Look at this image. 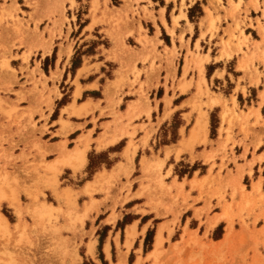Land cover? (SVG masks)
I'll return each mask as SVG.
<instances>
[{
  "label": "rangeland",
  "instance_id": "374dc122",
  "mask_svg": "<svg viewBox=\"0 0 264 264\" xmlns=\"http://www.w3.org/2000/svg\"><path fill=\"white\" fill-rule=\"evenodd\" d=\"M120 1L0 0V210L9 225L3 228L0 223V264H264V167L253 169L252 161L246 169L226 155L218 165L214 158L212 162L182 159L170 162L167 170L159 158L143 160L132 176L97 177L92 190L81 185L102 161L109 160L106 151H91L89 169L72 177V182L56 168L60 161L53 158L48 145L56 137L52 123L70 99L74 82L80 86L81 73L74 82L72 77L85 55L102 52L104 56L109 38L102 23L108 27L117 23L113 17L120 12ZM190 10L191 15L197 14L201 5ZM64 21L74 30L66 40L77 39L82 31L84 39L77 50L70 45L60 50L66 57L59 75L50 70L58 49L49 50L45 32L50 30L55 36L60 30L62 35ZM97 23L100 26L95 29ZM107 67L103 65L108 73ZM213 67L209 64V76ZM181 68L180 59L178 71ZM189 68L203 74L201 62L193 67L187 63L183 77ZM47 74L53 77L52 87ZM226 83L223 88L229 91L233 82ZM219 85L211 80L205 91L189 97L193 94L187 85L172 84L166 107L161 114L156 111L157 120L163 115L161 140L177 138L179 128L193 120L192 112L197 111L200 118L207 110L210 137L217 136L218 127L227 119L230 124L240 122L245 135L264 137V108L253 122L249 121L253 112L242 115L244 110L239 114L229 107L221 111L216 105L221 100L215 91ZM146 99L150 101L148 95ZM72 112L80 113L75 107L68 109ZM228 112L232 113L229 117ZM250 124L258 128L250 129ZM172 171L175 181L168 183ZM192 190L198 192L191 194ZM129 228L134 231L130 237ZM160 228L161 241L155 247Z\"/></svg>",
  "mask_w": 264,
  "mask_h": 264
},
{
  "label": "crops",
  "instance_id": "0c3cea01",
  "mask_svg": "<svg viewBox=\"0 0 264 264\" xmlns=\"http://www.w3.org/2000/svg\"><path fill=\"white\" fill-rule=\"evenodd\" d=\"M196 4L201 5V10L191 15L190 9ZM117 7L120 12L113 17L117 23L110 27L102 23L105 36L109 38L104 56L102 52L85 55L72 77L74 82L76 75L81 73L78 77L80 86L74 82L70 99L52 123V133L56 137L48 142L50 152L54 159L58 157L63 162L59 168L70 176V181L87 172L91 151H106L109 160L96 167L92 177L82 183L83 187L99 176H132L140 162L157 158L163 161L167 170L170 162L182 159L212 162L214 158L218 165L224 155L236 159L240 167L247 169L248 161H252L253 169L263 168L264 137L252 133L245 135L240 122L234 120L230 124L228 119L223 122L221 115L223 126L218 127L217 136L210 137L209 110L200 118L194 111L193 120L179 128L177 138L162 141L159 133L163 115L157 120L156 111L159 109L161 114L166 107L165 98L172 96V84L187 85L193 94L187 95L193 97L200 89L206 90V82L210 85L214 80L220 84L219 90L215 91L216 97L221 99L216 104L221 111L229 107L239 114L244 110L242 115L253 112L250 122L258 112H263L264 0H121ZM139 22L142 30H139ZM64 24L62 35L60 30L55 36L50 30L45 32L49 50L58 49L54 67L50 70L58 71L59 75L63 74L60 64L66 57L63 53L60 55V50H66L69 45L77 50L84 39L82 31L77 39L66 40L67 33L72 35L74 30L68 29L66 21ZM99 26L97 23L94 28ZM133 26L134 31L128 32ZM180 59L182 68L178 71ZM196 62H201L203 74L189 68L183 77L186 64L193 67ZM104 64L108 66V73ZM209 64H214L210 76L207 73ZM47 76L48 85L52 87V76ZM229 81L233 83L227 91L223 87ZM73 107L80 113L69 114L68 109ZM184 112L190 113L189 110ZM51 113H47L48 117ZM231 114L228 112V117ZM248 128L257 129L258 126L250 124ZM80 151L84 153L79 154V160L77 152ZM175 176L172 171L168 183H174ZM188 179L189 176L185 182ZM194 192L198 191L192 190L191 194Z\"/></svg>",
  "mask_w": 264,
  "mask_h": 264
},
{
  "label": "bare ground",
  "instance_id": "6f19581e",
  "mask_svg": "<svg viewBox=\"0 0 264 264\" xmlns=\"http://www.w3.org/2000/svg\"><path fill=\"white\" fill-rule=\"evenodd\" d=\"M105 1H106V0H105ZM63 2H64V1H63ZM55 3H56V2H55ZM92 3H93V2H92ZM53 4H54V3H53ZM95 4H99V3H98V0H97V2H96ZM56 5H57V4H56ZM56 5H55V6H56ZM105 5H106V4H105ZM53 6H54V5H53ZM61 6H62V5H61ZM94 6H96V5H94ZM107 6H108V5H107ZM58 7H59V3H58ZM97 7H98V6H97ZM92 8H93V5L91 6V9H92ZM57 9H58V8H57ZM93 9H94V8H93ZM96 9H98V8H96ZM101 9H102V8H101ZM55 10H56V9L54 8L53 11L55 12ZM103 10H104V9H103ZM103 10H102V11H103ZM93 13L95 14V12H93ZM103 13H104V12H103ZM106 13H107V12H106ZM104 14H105V13H104ZM101 15H103V14H101ZM105 15H106V14H105ZM105 15H103V17H104ZM100 17H101V16H100ZM104 18H105V17H104ZM102 19H103V18H102ZM41 40H42V39H41ZM41 40H40V41H41ZM42 42H43V41H42ZM43 43H45V42H43ZM39 45H41V44H39ZM41 46H43V45H41ZM47 46H48V45H47ZM45 48H46V47H45ZM45 50H46V49H45ZM50 97H51V96H50ZM48 102H49V101H47V103H48ZM69 110H70V108H69ZM27 112H28V110H27ZM28 113H29V112H28ZM31 123H32V122H31ZM64 123H65V121H64ZM34 124H35V122H34ZM37 126H38V125H37ZM37 126H36V127H37ZM34 128H35V126H34ZM36 130H37V129H36ZM36 130H35V131H36ZM39 130H40V129H39ZM34 133H35V132H34ZM38 138H39V137H38ZM34 139H35V138H34ZM34 139H33V140H34ZM38 140H39V139H38ZM40 140H41V139H40ZM34 143H36V142H34ZM36 144H37V143H36ZM46 145H47V144H46ZM33 146H34V145H33ZM36 148H37V147H36ZM70 149H71V148H70ZM37 150H38V148H37ZM41 150H42V149H41ZM82 150H83V149H82ZM80 152H81V151H80ZM80 152H77V154H78V155H79V154H80V155H83L84 152H83V153L81 152L82 154H81ZM44 153H46V152H44ZM44 153H42V155H45ZM72 153H73V152H72ZM72 153H71V154H72ZM73 154H74V153H73ZM75 154H76V153H75ZM75 154H74V155H75ZM78 155H77V156H78ZM80 155L78 156V159H79ZM67 156H69V155H67ZM77 156H75V157H77ZM83 157H84V156H83ZM68 159H69V158H68ZM81 159H82V158H81ZM49 160H50V159H49ZM66 160H67V159H66ZM79 160H80V159H79ZM49 162H50V161H49ZM73 162H74V161H73ZM80 162H81V161H80ZM47 163H48V161H47ZM50 163H52V162H50ZM59 163H61V162H59ZM76 163H77V162H76ZM82 163H83V162H82ZM53 164H54V162H53ZM53 164H51V165H53ZM61 164L64 165L63 162H62ZM65 164H66V162H65ZM68 164H69V163H68ZM70 165L73 166V164H70ZM80 165H81V164H80ZM75 167H76V166H75ZM49 168H50V167H49ZM56 168H57L58 171H59V167H56ZM50 169H51V171H52V170H53V167L50 168ZM56 171H57V170H56ZM54 172H55V171H54ZM59 172H60V171H59ZM60 173H61V172H60ZM99 177H101V176H99ZM99 177H98V178H99ZM98 181H100V180H98ZM101 181H102V180H101ZM96 182H97V181H96ZM55 187H56V186H55ZM84 187H86V188H88V189L92 188L90 182H87L86 185H85ZM69 188H70V187H69ZM69 188H68V189H69ZM101 188H102V187H101ZM83 190H84V188H83ZM83 190H82V191H83ZM90 190H92V189H90ZM61 191H62V189H61ZM61 191H60V192H61ZM72 191H73V189H71V192H72ZM84 191H85V190H84ZM86 191H87V190H86ZM56 192H57V191H56ZM72 193H73V192H72ZM74 193H75V191H74ZM89 193H91V192H89ZM55 194H56V193H55ZM78 194H79V193H78ZM60 195H61V194H60ZM68 195H69V193H68ZM70 195H71V194H70ZM70 195H69L68 197H70ZM73 195H74V194H73ZM56 196H57V195H56ZM62 196H64V195L62 194ZM91 196H92V194H91ZM72 197H74V196H72ZM78 198H80V197H78ZM38 199H39V197H38ZM38 199H36L35 201H37ZM66 199H67V198H66ZM68 199H69V198H68ZM90 199H91V198H90ZM92 199H93V198H92ZM42 200H43V199H42ZM70 200H71V199H70ZM75 201H76V200H75ZM88 201H92V200H88ZM88 201H87V202H88ZM37 202H38V201H37ZM39 202H40V201H39ZM42 202H43V201H42ZM42 202H41V203H42ZM44 202H45V200H44ZM93 202H94V200H93ZM12 203L16 205L15 201H13ZM41 203H40V204H41ZM45 203H46V202H45ZM34 204H35V203H34ZM38 204H39V203H38ZM40 204H39V205H40ZM43 204H44V203H43ZM43 204H42V205H43ZM50 204H51V203H50ZM50 204H48V205L50 206ZM39 205H36V207L39 206ZM36 207H35V208H36ZM45 207H47V203H46V206H45ZM18 208H19V207H18ZM48 208H49V207H48ZM56 208H57V207H56ZM28 211H29V209H28ZM35 212H36V211H35ZM35 212H34V213H35ZM42 212H43V211H42ZM45 212H46V211H45ZM45 212H44V213H45ZM48 212H49V211H48ZM20 215H21V214H20ZM41 215H42V213H41ZM42 216H44V215H42ZM18 222H19V221H18ZM0 223H4L3 228H4V227L6 228V225H7V223H8V219H7L6 214H4L1 210H0ZM7 227L9 228V225H7ZM4 230H5V229H4ZM133 232H134V231H133V228H131V229L129 228V229H128L129 237H130V235L132 236V233H133ZM161 234H162V233H161V228H160V229H159V232H158V235H157V237H156L155 247H157L158 244H159L160 241H161ZM154 250H155V248L150 252V254H152ZM74 251H75V250H74ZM75 252H76V251H75ZM75 252H73V254H74ZM152 255H155V254H152ZM70 256L72 257V255H70ZM72 258H73V257H72ZM64 259H66V258H64ZM69 259H70V258H69ZM63 261H64V260H63ZM63 263H64V262H63ZM75 263H76V262H75Z\"/></svg>",
  "mask_w": 264,
  "mask_h": 264
}]
</instances>
